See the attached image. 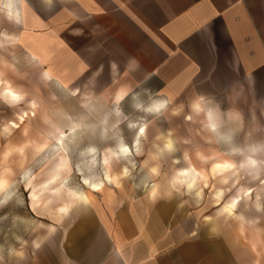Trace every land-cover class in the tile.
Listing matches in <instances>:
<instances>
[{
  "label": "rangeland",
  "instance_id": "1",
  "mask_svg": "<svg viewBox=\"0 0 264 264\" xmlns=\"http://www.w3.org/2000/svg\"><path fill=\"white\" fill-rule=\"evenodd\" d=\"M150 1L24 0L28 22L15 24L8 2L21 12L22 1L0 0V78L24 98L12 108L0 97V178L9 182L0 192V264H178L181 251L188 253L184 264H195L213 242L228 240L213 234L242 228L239 218L219 213V189L224 204L251 188V213L259 220L261 180L241 173L225 180L210 171L216 161L238 166L247 137L264 141V70H253L251 95L209 97L199 101L201 113L196 93L166 94L165 43L148 13L149 4V11L162 10L163 0ZM209 113L220 121L217 132L205 126ZM143 125L147 137L138 134ZM166 137L176 151L157 156ZM62 156L69 166L50 181ZM190 163L206 180L189 192L166 190ZM85 178L101 181L102 191H92ZM154 183L158 193L151 198ZM35 190L41 194L33 206ZM73 191L88 194L90 204L72 201L60 215ZM244 208L243 202L238 214ZM103 249L120 252L122 260Z\"/></svg>",
  "mask_w": 264,
  "mask_h": 264
},
{
  "label": "crops",
  "instance_id": "2",
  "mask_svg": "<svg viewBox=\"0 0 264 264\" xmlns=\"http://www.w3.org/2000/svg\"><path fill=\"white\" fill-rule=\"evenodd\" d=\"M149 8L165 43L166 94L188 91L201 102L220 95L238 94L244 99L253 93V70H264V0H163L162 10ZM260 186L261 197L254 203L259 220L252 216V199L245 200L242 228L213 234L228 240L213 242L195 264H264V189ZM240 238L250 241L242 244ZM114 251L98 252L114 253L119 262L123 254ZM180 254L178 264L187 263L188 253Z\"/></svg>",
  "mask_w": 264,
  "mask_h": 264
},
{
  "label": "bare ground",
  "instance_id": "3",
  "mask_svg": "<svg viewBox=\"0 0 264 264\" xmlns=\"http://www.w3.org/2000/svg\"><path fill=\"white\" fill-rule=\"evenodd\" d=\"M21 5L23 6V11L18 12L17 10L12 9V3L8 2V10H7V17L10 18V21H13L12 23H20V24H26L28 22V13L26 11V4L24 0H21ZM10 6V7H9ZM11 13V15H10ZM9 37V36H7ZM0 97L4 100V102L8 105V107L15 108L17 106H20L24 102V98L22 94L18 93L16 90L12 88L10 83L7 80H1L0 78ZM161 104H156L155 108L160 109L162 108L160 106ZM165 105V104H164ZM164 107V106H163ZM195 110L197 112H202V106L199 102V100L195 103ZM16 110V109H15ZM13 112V111H12ZM20 120H25L26 117H28V114L25 111H22L19 114ZM220 121L215 116L214 113H209L206 115L205 118V126L210 132H217L219 129ZM8 126L10 127H18V123L15 121L9 122ZM213 126H215V130H213ZM141 129H143V133H141ZM139 136L141 137H147V128L145 125H143L139 129ZM59 141H62V137L60 136L58 138ZM43 145L40 146L42 148ZM123 154L125 156H128L131 154V150L127 145H123ZM127 149V150H125ZM21 151V150H20ZM175 144L174 140L171 137L165 138L164 146L160 147L158 150L157 156L164 155L165 153L168 154H174L175 153ZM110 154H113L112 152ZM241 160L239 165H235L230 160H224V161H216L212 163L211 166V174L214 176L216 175H224V179L228 180L230 175H233L236 177V174L241 173L242 175H245L247 178H252L253 180L260 179V183H262V187L264 189V177L261 178V175L264 172V141L260 139H252L251 136L247 137L244 141L243 148L241 149ZM109 159L110 155H104V164L106 165V176L109 180H112V176L109 174ZM69 166V160L67 156H62L60 159V162L57 163L52 168V174L49 177L50 181H55L60 175L61 170L65 167ZM158 167L153 166L151 168V174H157ZM128 171L124 170L123 174H127ZM151 175L148 174L143 178V182L146 183L149 181ZM207 176L197 170L193 164H189L188 167L178 170L171 178L169 182V186L167 185L166 190H169L170 187L181 189L182 186L186 188V190L189 192L192 189H195L198 186V183L201 180H206ZM115 180V179H114ZM85 183L89 185L90 189L94 192L102 191L103 185L102 182H96L94 180H90L89 178H85ZM48 184V182H47ZM9 185V182L6 177L0 178V192L4 191ZM158 193V187L156 184H153L152 189L150 190V197L155 198ZM252 193V190L250 189H244L243 192L239 190L237 194L232 196L226 203L222 204L221 200L224 195V190L219 189L215 193V199H216V205L220 206L219 213L221 215L229 216L231 218H239L240 220H243V214L239 213L238 210L242 203L245 200H249L250 194ZM41 192H32V200L33 206L34 204L38 203V199L40 198ZM199 194L201 195V191L199 190ZM259 195V192H258ZM72 201H74L77 204H82L83 206H87L90 204L91 197L86 194H79L77 192H70L68 193V199L67 202L60 207V215H67L70 211V208L72 206ZM209 221L214 222L213 219L208 218ZM125 260H127L126 257H124Z\"/></svg>",
  "mask_w": 264,
  "mask_h": 264
},
{
  "label": "clouds",
  "instance_id": "4",
  "mask_svg": "<svg viewBox=\"0 0 264 264\" xmlns=\"http://www.w3.org/2000/svg\"><path fill=\"white\" fill-rule=\"evenodd\" d=\"M9 7H10V6H9ZM10 15H11V13H10ZM160 106L163 107V106H164V103L162 102ZM213 130H215V126H213ZM143 131H144V130L141 129V133H143Z\"/></svg>",
  "mask_w": 264,
  "mask_h": 264
},
{
  "label": "snow or ice",
  "instance_id": "5",
  "mask_svg": "<svg viewBox=\"0 0 264 264\" xmlns=\"http://www.w3.org/2000/svg\"><path fill=\"white\" fill-rule=\"evenodd\" d=\"M125 150H127V149H125Z\"/></svg>",
  "mask_w": 264,
  "mask_h": 264
}]
</instances>
